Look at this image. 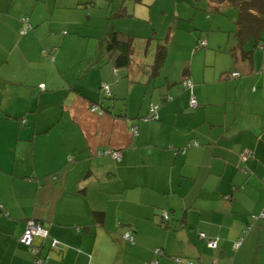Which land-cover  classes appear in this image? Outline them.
Segmentation results:
<instances>
[{"label": "crops", "instance_id": "crops-1", "mask_svg": "<svg viewBox=\"0 0 264 264\" xmlns=\"http://www.w3.org/2000/svg\"><path fill=\"white\" fill-rule=\"evenodd\" d=\"M156 2L0 0V264H264V33L244 45L248 59L235 37L173 23L159 72V42L150 62L134 43L131 62L116 65L105 36L142 35L144 15L158 29ZM97 15L112 22L92 42ZM152 104L158 119H147ZM242 150L252 151L247 161ZM31 218L64 250L50 237L22 244Z\"/></svg>", "mask_w": 264, "mask_h": 264}, {"label": "trees", "instance_id": "trees-1", "mask_svg": "<svg viewBox=\"0 0 264 264\" xmlns=\"http://www.w3.org/2000/svg\"><path fill=\"white\" fill-rule=\"evenodd\" d=\"M208 1L210 2V10H209L210 13H212V12L213 13L221 12L222 11V7L226 6V4L234 5L238 9L237 16L235 17L236 30L233 33L234 34L233 36L236 38L239 48H243L244 45L247 44V42H249L250 40H254V44H255L254 46H258L260 41L263 40V33H264V0H208ZM204 41H205V43H204ZM105 42H106V45H107V48H108V53H109L108 56L113 60V62L116 65H118V66H127L131 62L132 54L134 52V50H133L134 49V43H135V38L133 36H130L128 34H123L121 32H109V33H107V36H105ZM206 46H207V40L203 39V38L200 39L198 44H197V48H204ZM230 52L232 53L233 56H236V53H235L233 48L230 49ZM242 53L248 59H250L251 56H252L251 54H253V50L252 49H247L246 50V48H245L244 50H242ZM166 56H167L166 43L158 44V46L156 48V51H155L154 61H153L152 65H151V72L153 74L159 72L160 68L162 67V65H163V63H164V61L166 59ZM235 72H238V76H234L233 75V73H235ZM240 75L241 74H240L239 71H232L231 73H229L228 77H239ZM186 80H188V78H185L183 82H185ZM111 95H112V93H111V89H110V93L106 92V96L110 97ZM103 110L106 111L104 108H103ZM103 110H101V112ZM134 128L137 130V132H134V131L133 132L135 134H138V127L135 125ZM196 145H199V142ZM187 148L188 147H185V149H183V150L186 151ZM243 151L244 150H242L241 153H240L241 160L247 161L251 157L252 151L249 150L250 151V155L247 157V159H243V157H242V152ZM243 169L246 171L245 166H243ZM258 216L259 215H253V218H257ZM261 216H264V210L261 213ZM31 220H35L39 224H41L44 227L48 228V230H49V226L47 224H45L44 222H42L40 220L33 219V218L28 220L27 227H28L29 221H31ZM163 221L165 223L168 222V215L165 216L164 213H163ZM27 227H26V229H27ZM253 227H254V223L253 222L249 223V225L245 228V230L243 231V233L240 236V238L237 241H235V246H237L236 243L240 242L243 239V237L245 236V234ZM26 229H25V231H26ZM25 231H24V233H25ZM128 232H130V231H128ZM125 234H124V238L128 242H130L131 244H134V236H133V234L131 233V235L133 237V240L127 239L125 237ZM38 237H41V236H38ZM49 237L51 238V247L53 248L52 241H53V239H57V238L51 236L50 230H49V235L48 236L41 237V238L45 239V238H49ZM200 237L207 241V245L211 249L216 250L219 247V241L216 240V239H210V238L206 237V234L204 232L200 233ZM21 238H20V242L22 244H24V245H26V246H28L30 248H31V246H33L34 239H33L31 244H26V243H23L21 241ZM210 241H216L217 242V246L216 247L211 246L210 245ZM60 242L62 243V241H60ZM62 244H63V249L61 251L64 250V243H62ZM53 249H55V248H53ZM57 251H59V250H57ZM154 252L157 255L164 254V251L161 248L154 249ZM47 258L48 257L45 258L46 261H47ZM40 260H42V259L37 258L36 259V263H40L39 262ZM178 260H179V262H182L183 264H197V263L189 261V260H183V259H178ZM46 261H44V262H46ZM44 262H42V263H44ZM155 263H156V260L154 262H152V264H155ZM212 264H216V263L213 262Z\"/></svg>", "mask_w": 264, "mask_h": 264}, {"label": "rangeland", "instance_id": "rangeland-1", "mask_svg": "<svg viewBox=\"0 0 264 264\" xmlns=\"http://www.w3.org/2000/svg\"><path fill=\"white\" fill-rule=\"evenodd\" d=\"M179 6L180 11L176 10ZM98 7V6H94ZM87 8V11H89ZM210 2L208 0H157L155 5L153 6V17L156 21H154L157 27L152 25L151 22L148 21V16L144 15L140 19L141 23H148L147 26H143V29L148 28V31H144L142 33L141 29L139 32L142 34L135 38V45L137 49L141 48V56L143 62H150L151 55L153 49L156 48L158 42L169 44L168 39V28L173 23H182L185 28H188L190 31H194L192 28L195 27V32H210L212 36L216 39L217 37L224 36L225 39H229L233 41L234 34L233 31L236 29L235 17L237 16L238 9L234 5H228L222 7V11L218 13H210ZM96 11L104 12L101 8H97ZM181 15H180V13ZM88 13V12H87ZM192 13V15H191ZM194 14V15H193ZM95 17V13L93 15ZM103 17V18H102ZM97 15L96 19L91 21H96V28L93 27V31L96 32L92 37V42H97L99 39L104 37L103 30L105 27L109 26L110 19L104 18L102 15ZM106 17V16H105ZM139 16H136L138 19ZM126 18H130L127 16ZM135 17H132L129 23L133 26V30H135ZM89 25L94 26V23L88 22ZM98 27H100V37H98ZM85 30H88L87 28ZM90 38L85 37V40H89ZM179 39V37L177 38ZM151 42V43H149ZM147 49V51H146ZM173 50V49H172ZM179 54L174 53L170 54V59L177 58Z\"/></svg>", "mask_w": 264, "mask_h": 264}, {"label": "built area", "instance_id": "built-area-1", "mask_svg": "<svg viewBox=\"0 0 264 264\" xmlns=\"http://www.w3.org/2000/svg\"><path fill=\"white\" fill-rule=\"evenodd\" d=\"M22 21L24 22V26L22 28V33H25L28 31V28L31 27L30 23H29V18L26 16L22 17ZM205 43V41H204ZM234 76H238V72L233 73ZM185 86L187 88H191L193 86L192 81L190 79L186 80L184 82ZM103 89L107 92L110 93V86L107 83H104L102 85ZM191 105L193 107H196L198 105V102L196 100V98L193 96L191 99ZM93 109H96V105H93ZM158 109H159V105L158 104H152L150 107V113L149 115H147V119H158ZM134 132H137V130L134 128V126L131 128ZM195 145L198 144V142L194 143ZM101 154H111L114 156V158L116 159H120L121 158V154L118 151H114L113 149H107L104 151L100 152ZM250 155V151L249 150H244L242 152V157L243 159H247V157ZM165 216H167V214L165 213ZM49 235V230L48 228L44 227L43 225L39 224L38 222H36L35 220H31L28 223V227L23 235V237L21 238V241L23 243L26 244H31L34 237L35 236H41V237H46ZM125 237L129 240H133V237L131 235L130 232H127L125 234ZM240 244V242H237L236 245L238 246ZM210 245L213 247L217 246V242L216 241H210ZM52 246L53 248H55L56 250L61 251L63 249V244L58 240V239H53L52 241ZM46 261V259H42L39 262L42 263Z\"/></svg>", "mask_w": 264, "mask_h": 264}]
</instances>
